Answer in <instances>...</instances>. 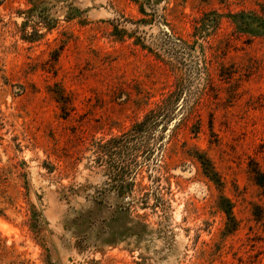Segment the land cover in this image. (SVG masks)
<instances>
[{"label": "rangeland", "instance_id": "obj_1", "mask_svg": "<svg viewBox=\"0 0 264 264\" xmlns=\"http://www.w3.org/2000/svg\"><path fill=\"white\" fill-rule=\"evenodd\" d=\"M261 176L264 0H0V264H264Z\"/></svg>", "mask_w": 264, "mask_h": 264}, {"label": "trees", "instance_id": "obj_2", "mask_svg": "<svg viewBox=\"0 0 264 264\" xmlns=\"http://www.w3.org/2000/svg\"><path fill=\"white\" fill-rule=\"evenodd\" d=\"M210 167H209V165H208V171L210 170L209 169ZM259 178H261V179H258V180H260V181H258V184L259 185H263L264 184V181H263V177L261 176V177H259ZM225 213H226V215H227V218H228V220L230 221V227L231 228H229L228 229V231H229V233L231 232H233V231H235V228H236V221H235V219H234V216H233V213H232V208H231V206H230V204L228 205V207H227V209H225Z\"/></svg>", "mask_w": 264, "mask_h": 264}]
</instances>
